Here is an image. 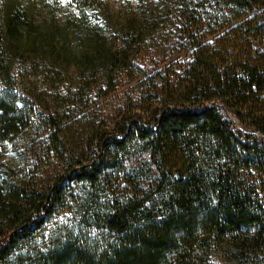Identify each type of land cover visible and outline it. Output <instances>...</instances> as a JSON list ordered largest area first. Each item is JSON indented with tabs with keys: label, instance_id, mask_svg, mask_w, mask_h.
<instances>
[{
	"label": "trees",
	"instance_id": "obj_1",
	"mask_svg": "<svg viewBox=\"0 0 264 264\" xmlns=\"http://www.w3.org/2000/svg\"><path fill=\"white\" fill-rule=\"evenodd\" d=\"M0 264H264V0H0Z\"/></svg>",
	"mask_w": 264,
	"mask_h": 264
},
{
	"label": "rangeland",
	"instance_id": "obj_2",
	"mask_svg": "<svg viewBox=\"0 0 264 264\" xmlns=\"http://www.w3.org/2000/svg\"><path fill=\"white\" fill-rule=\"evenodd\" d=\"M131 91L130 88L125 89L115 95L109 102H107L106 107V115L109 116L111 121H113L117 117V113L119 112V109L123 108L125 105H127V102L129 101V98L131 97Z\"/></svg>",
	"mask_w": 264,
	"mask_h": 264
}]
</instances>
